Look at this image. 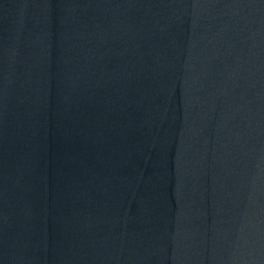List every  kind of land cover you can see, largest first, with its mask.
<instances>
[{
  "label": "water",
  "instance_id": "water-1",
  "mask_svg": "<svg viewBox=\"0 0 264 264\" xmlns=\"http://www.w3.org/2000/svg\"><path fill=\"white\" fill-rule=\"evenodd\" d=\"M0 264H264V0H0Z\"/></svg>",
  "mask_w": 264,
  "mask_h": 264
}]
</instances>
